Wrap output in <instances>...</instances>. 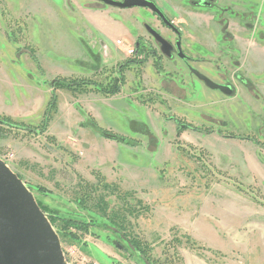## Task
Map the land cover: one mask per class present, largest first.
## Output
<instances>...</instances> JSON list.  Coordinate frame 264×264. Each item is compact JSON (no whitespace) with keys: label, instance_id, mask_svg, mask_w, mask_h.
<instances>
[{"label":"rangeland","instance_id":"1","mask_svg":"<svg viewBox=\"0 0 264 264\" xmlns=\"http://www.w3.org/2000/svg\"><path fill=\"white\" fill-rule=\"evenodd\" d=\"M150 1L182 30L192 59L229 50L224 13L204 30L202 11L191 24L181 3L173 17V0ZM239 3L240 62L215 61L219 72L198 65L231 82V96L162 53L146 27L173 37L147 8L0 0V118L28 127L0 124V156L42 206L94 224L85 234L57 223L69 264H264V0ZM119 77L114 96L56 90L57 112L47 117L56 79L106 86ZM106 185L108 215L122 228L96 204ZM128 237L148 245V260Z\"/></svg>","mask_w":264,"mask_h":264},{"label":"water","instance_id":"2","mask_svg":"<svg viewBox=\"0 0 264 264\" xmlns=\"http://www.w3.org/2000/svg\"><path fill=\"white\" fill-rule=\"evenodd\" d=\"M121 9L147 8L168 22L149 0H101ZM150 34L164 50L169 43L156 30L148 27ZM197 75L213 90L226 95L232 91ZM0 264H69L61 239L42 210L34 194L0 157Z\"/></svg>","mask_w":264,"mask_h":264},{"label":"flooded vegetation","instance_id":"3","mask_svg":"<svg viewBox=\"0 0 264 264\" xmlns=\"http://www.w3.org/2000/svg\"><path fill=\"white\" fill-rule=\"evenodd\" d=\"M150 1V0H149ZM251 1V0H249ZM152 2V1H151ZM228 2V3H227ZM155 3V2H153ZM182 4L186 8V12L188 14L189 20L191 24H194L195 20V15L197 12L195 10H200L203 12V16H208L207 19L203 20L200 22L202 25V28L205 30L206 28L210 29L212 24H214L217 19V17L220 16L221 13H224L225 15L222 17V20L224 21V32L225 34L222 36L223 39L228 40L229 42V50L226 48L228 51L226 52L225 50L221 49V46L218 45L217 49L219 52H221L220 55H218V58L216 60H213L211 56L207 57L206 59H192L188 55L184 53L183 50V40H184V34L182 30L179 28V26L171 20V18L165 13V11L159 7L157 3L156 6L161 10V12L164 14L166 20L168 21L167 23L164 22L156 13L152 12L154 16L156 17L157 21L160 22V25L162 28H164L168 35L172 36L173 39H167V42L169 43V46H167L164 50L163 47L160 44L161 51L162 53L168 58V59H174L177 58L179 61L178 63H182L183 66L193 75L195 76L199 82L203 83L206 87L211 89L204 80H202L195 71H197L199 74L203 75V77L208 78L211 80L207 75L203 74V72L199 71L198 68L200 64H203L205 68L209 69L210 71H215L219 72L218 66L216 65L215 61H219L222 58H226L228 62L236 66L241 60V55L240 53V46L239 42L237 41V33L241 30V19L242 15H247V14H242L239 10V0H173V17H177L179 12H178V7L179 4ZM148 27H146L147 32L150 34ZM154 29V28H153ZM155 30V29H154ZM207 30V29H206ZM162 37V32H159L160 30H156ZM237 32V33H236ZM151 35V34H150ZM152 36V35H151ZM153 37V36H152ZM154 38V37H153ZM164 38V37H163ZM165 39V38H164ZM154 40L157 42V40L154 38ZM166 40V39H165ZM140 46L139 44H137ZM220 46V47H219ZM224 46V45H223ZM177 65V62L175 63ZM236 64V65H235ZM238 80V82L242 84H251L248 80H246L244 77L241 76V74L237 71L234 72L233 79ZM234 79V80H235ZM214 82L213 80H211ZM216 83V82H214ZM257 85V80L255 81ZM222 86H227L231 89L232 94L234 93V88L233 84L228 81H222L221 83H216ZM259 87L257 85L256 90H258ZM213 90V89H211ZM213 91H218L219 90H213ZM179 128H186L187 126L184 124L178 123Z\"/></svg>","mask_w":264,"mask_h":264},{"label":"trees","instance_id":"4","mask_svg":"<svg viewBox=\"0 0 264 264\" xmlns=\"http://www.w3.org/2000/svg\"><path fill=\"white\" fill-rule=\"evenodd\" d=\"M32 54V53H31ZM32 60L35 62V64L37 66H40V64L38 63L39 60L38 58H36L35 55H31ZM129 62V61H128ZM127 62V63H128ZM122 82H124V78L123 77H119V78H115L113 83H108L106 86L103 85H99L97 82H94L92 80H77V79H67V78H60V79H56L53 83H52V88H53V95L51 97V100L48 104L47 107V117H49V113L51 111L53 112H57V94H56V90H60V89H68L70 91H72L73 93H87L89 91H92L93 89L95 91H97V93H100L101 95L105 96V97H109V96H114L120 93L121 91V84ZM48 119V120H49ZM47 120V121H48ZM0 124H5V125H11L13 127H21L22 129L28 128L24 123H17L15 121H13L11 118L9 117H2L0 118ZM109 186L106 185V192L104 194H102L99 198H98V202L96 203L98 205V207L100 206V211L102 212V218L104 221L111 223L112 225H118L120 228H122V225L120 223L117 222L116 218L119 219L118 217L115 218H111L108 215V210H109V202L107 201V195H110V190ZM39 203V202H38ZM83 202H81L80 204L82 205ZM40 207L42 208V210L48 215L49 220L51 222V224L57 228V223L58 222H62L64 225L70 227L72 226L74 229L78 230V232L81 233H88V231L90 230L91 226H94V224L92 222H85V221H79V220H75V219H71V218H66V217H62L60 215H58L57 212L54 211H50V209H48L47 207L42 206L39 203ZM133 215L135 213H132ZM58 229V228H57ZM69 229H65V232L68 233L70 235V237H72L73 239H80L81 235L72 232V231H68ZM57 232H63L62 230L58 229ZM96 238H98V235H95ZM127 241L130 245V247L139 255H141L143 258L147 259V255L146 252L148 250V245L145 244L141 239H139L138 237H128Z\"/></svg>","mask_w":264,"mask_h":264},{"label":"built area","instance_id":"5","mask_svg":"<svg viewBox=\"0 0 264 264\" xmlns=\"http://www.w3.org/2000/svg\"><path fill=\"white\" fill-rule=\"evenodd\" d=\"M117 45H119V46H122L123 45V42L122 41H117ZM126 52H127V54L128 55H132V54H134L135 53V50L134 49H127L126 50ZM1 157V156H0ZM9 157H10V155H9ZM1 159L8 165V162L9 161H6L3 157H1ZM9 166V165H8ZM10 167V166H9Z\"/></svg>","mask_w":264,"mask_h":264},{"label":"crops","instance_id":"6","mask_svg":"<svg viewBox=\"0 0 264 264\" xmlns=\"http://www.w3.org/2000/svg\"><path fill=\"white\" fill-rule=\"evenodd\" d=\"M96 29H97V31H99L100 33H103V32L100 31L101 29H99V28H96ZM208 229H209V231H210L214 236H218V234L216 233V231H215L210 225H209Z\"/></svg>","mask_w":264,"mask_h":264}]
</instances>
